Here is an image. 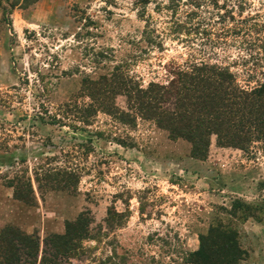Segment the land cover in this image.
Wrapping results in <instances>:
<instances>
[{"label": "rangeland", "instance_id": "obj_1", "mask_svg": "<svg viewBox=\"0 0 264 264\" xmlns=\"http://www.w3.org/2000/svg\"><path fill=\"white\" fill-rule=\"evenodd\" d=\"M201 1L192 25L175 34L173 22L198 11L186 0L175 18L171 0H0V229L43 240L85 212L96 240L65 264H188L184 251L223 224L238 232L239 264H264V222L233 209L238 199L264 202L261 144L242 150L214 136L200 158L191 142L140 115L128 124L99 112L85 124L73 108L62 125L42 119L89 103L85 80L125 60L145 85L166 82L172 64L201 61L229 66L245 87L264 82V0H216L220 9ZM147 25L162 46L144 41ZM116 102L127 107L124 96ZM49 167L79 171L78 190L38 189L35 174ZM16 173L32 178L33 205L7 184ZM110 211L124 214L121 226L106 223Z\"/></svg>", "mask_w": 264, "mask_h": 264}, {"label": "trees", "instance_id": "obj_2", "mask_svg": "<svg viewBox=\"0 0 264 264\" xmlns=\"http://www.w3.org/2000/svg\"><path fill=\"white\" fill-rule=\"evenodd\" d=\"M179 2L171 0L169 5L174 18ZM186 2L198 11L188 12L189 21L175 20L172 33L181 34L188 30L191 21L204 5L201 0ZM210 2L216 8H222L218 1ZM243 12L240 9V13ZM149 27L147 25L143 32L144 41L151 47L162 46L160 35H154L155 30ZM252 46L256 49L254 44ZM258 49L260 51L257 52L264 55V44ZM100 57L97 54L96 61ZM186 64H172L168 68L166 82L153 80L145 85L130 73L131 63L128 60L121 61L109 74L85 80L84 88L89 103H80L79 100L74 104L67 103L66 114L62 118L51 115L49 119H42L45 123L62 125L73 108L82 114L85 124L99 112L108 113L128 124L136 121L140 115L154 120L169 131L172 139L184 138L191 142L194 156L200 158L208 155L214 136L219 146L249 150L259 143L264 149V82L245 87L239 83L229 66L205 61ZM118 96L126 98V108L118 106ZM80 177L79 171L72 167H49L35 174L37 187L43 191H77ZM7 184L14 189L17 199L27 204L35 203V187L30 176L16 173L8 179ZM233 209H243V217H256L264 222V202L246 203L238 199ZM110 214L114 216L108 217L106 223L111 227L121 226L124 214L116 211H110ZM90 227L91 218L85 212L76 220L68 221L64 233H51L43 240L13 225L3 227L0 229V264H65L86 251V240H96ZM99 235H104L102 230ZM182 256L188 264H239L244 250L238 232L220 224L212 227L208 234L200 236L197 250L184 251ZM109 262L110 259L95 260V263L100 264Z\"/></svg>", "mask_w": 264, "mask_h": 264}]
</instances>
